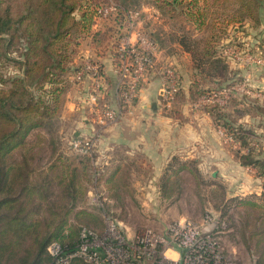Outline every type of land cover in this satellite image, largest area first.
I'll list each match as a JSON object with an SVG mask.
<instances>
[{"label": "trees", "instance_id": "obj_1", "mask_svg": "<svg viewBox=\"0 0 264 264\" xmlns=\"http://www.w3.org/2000/svg\"><path fill=\"white\" fill-rule=\"evenodd\" d=\"M115 1L116 9L103 16L98 10L107 6L110 0H0V46L8 47L15 42L24 45L22 70L39 81H50L49 90L54 89L50 91L54 94V112L57 107L61 110L65 91L71 87L69 74L79 67L71 65V62L74 55L81 52L79 46L83 40L93 43L99 52L108 51L113 60L118 57L117 47L125 33V14L135 8L138 1ZM154 1L166 12L181 10V14L197 23L200 30L207 27L204 25L208 20V35L201 46L198 39L192 40L193 46L188 42L190 37L182 35L179 39L182 48L190 55L189 93L192 99L236 84L246 77L230 59L218 54L225 45L221 41V33L231 24L238 28L245 26L242 29L244 33L259 27L260 18L256 13L264 6V0ZM97 15L103 18L99 27L96 26ZM245 19L252 20L248 21L250 26L244 25ZM227 43L233 45L231 41ZM235 45L256 52L264 59V42L251 45L238 38ZM197 47L199 49H195ZM180 76L179 92L183 86V75ZM17 82L22 83L23 80L19 78L14 81ZM114 85L113 81H108L106 90L109 94ZM5 93V90H0V264H46L52 260L47 251L50 243L58 242L65 252L73 251L78 245L81 229L88 226L78 224L87 221L83 219L85 216L94 215L79 206L87 197L88 190L99 182V170L87 156L58 154L57 162L51 163L47 169H38L30 163L33 155L24 153L18 159L9 155L11 145L24 143L22 128L31 119L27 120L28 111L24 112L28 105H17L12 98L13 90ZM232 102L233 106H229L230 103L226 106L207 104L204 108L229 135L246 146L250 133L257 134L252 125L261 117L248 115L242 117L244 120L233 122L227 112L231 108L264 112V96L251 98L244 95L241 101L232 99ZM238 102L244 105L239 107ZM78 108L82 114H87L84 112L88 110L86 97ZM261 132L259 134L264 135V131ZM73 138L71 136L67 140L68 145ZM237 156L243 165L256 167L264 197V148H249L248 152ZM240 201L261 210L264 208V203L251 199ZM262 233L261 229L252 236Z\"/></svg>", "mask_w": 264, "mask_h": 264}, {"label": "crops", "instance_id": "obj_2", "mask_svg": "<svg viewBox=\"0 0 264 264\" xmlns=\"http://www.w3.org/2000/svg\"><path fill=\"white\" fill-rule=\"evenodd\" d=\"M145 10L144 8L140 11L141 16L145 15L144 22L147 27L151 21H148L149 15L144 14L147 12ZM142 26L143 21L140 20L137 29L149 31ZM151 30V35L159 47L156 52L157 67L165 63L176 67L179 74L183 75L182 89L172 101H165L162 75L159 72H151L140 89L136 102L125 116L113 125L104 128L97 123L94 106L88 97L93 89L91 77L93 72L88 73L83 81L74 77V74L87 63L99 65L102 90L98 104L116 107L115 87L118 75L113 58L108 51L99 52L93 43L83 40L79 46L81 52L75 54L71 62V65H79V67L69 74L71 82L69 90L76 92L79 90L80 93L85 91L81 100L86 97L88 105V110L84 111L87 113L85 115L79 111L76 100L69 102L71 103L69 110L76 116L71 122L73 135L81 137L99 133L93 152L78 155L89 157L92 164L99 170L97 172L99 182L87 192V196L90 194V205L98 207L97 212L101 215L99 206L93 202V198L96 197L93 195L94 192L103 193L106 206L111 207L116 206L115 204L120 205L117 202L126 197L124 193H132L130 200L136 201L135 203L139 206L147 209V215L141 224L149 225L159 222L165 224L171 218L180 216V212H176L175 209L181 207L183 200L186 201L188 183L189 187L192 186L193 189L196 187L193 175L204 177L205 180H210V176L220 177L218 182L212 181L208 186V191L213 194V198L214 195L219 194L220 204L236 197L241 200L243 199L241 196H260L263 189L261 180L256 176V167L243 165L237 156V154L248 152L249 148L244 147L241 141L237 140V144H232L225 140V136L219 131L221 127H225L218 123L204 106H202L204 109L197 106L199 98L190 97L191 69L189 70L186 64L190 61L189 53L180 43L167 46L162 41L160 32ZM134 36L135 34L133 39ZM258 72V69H253L252 72L246 73L242 81L248 82L255 79L263 81L264 77ZM109 80L115 83L110 94L106 90ZM256 90L258 91L255 95L258 96L248 97L262 98L264 96V87ZM243 104L238 102L239 107ZM66 106L67 102H65L64 110ZM258 140L261 141L258 149L264 148V138L263 141L260 138ZM231 145L237 148V153L230 149ZM71 154L74 155L72 150ZM233 181L237 183L233 185ZM112 194H114L113 197ZM210 206L214 209L215 203ZM155 208H158L156 213ZM149 210L152 212L151 215ZM102 216L105 219L104 212ZM155 217L158 222L154 220ZM120 224L129 235H133L137 228L130 227L122 221Z\"/></svg>", "mask_w": 264, "mask_h": 264}, {"label": "rangeland", "instance_id": "obj_3", "mask_svg": "<svg viewBox=\"0 0 264 264\" xmlns=\"http://www.w3.org/2000/svg\"><path fill=\"white\" fill-rule=\"evenodd\" d=\"M114 1L115 0H110L109 4H115L116 1ZM136 1L138 2L136 3L135 8H131L130 10H142L145 8V11L147 12H144V14H148V21H151L146 27L144 22L145 15H142V28H147L150 34L152 33L151 29H155L156 33L160 32V37L167 46L178 44L182 35L190 37V41H188L189 43H192V40L198 39L197 41L200 42L199 46H201L203 39L208 35V20H205L206 23L204 25L207 27H204L203 30H200L197 23L188 20L181 14V10L179 9L166 12L164 9H161V7H159L154 0ZM256 14L257 17L260 18V26L254 30L250 29L249 31L251 33H244V31H242L245 26L243 28H238V26L234 27L231 24L229 27H226V29L224 28L223 32L222 28H220V32H222L221 41L225 45H222L218 54L230 59L232 65L242 69L244 74L250 71L252 72L253 69L258 67L260 75L264 77V64L258 65L247 62L249 55L257 57L258 53L251 52V50L248 49L246 51V49H242V47L235 45L238 38H242V40L251 45H255L256 42H264V6L259 9ZM244 21H247L244 24L246 27L251 25V22L248 21L252 20L245 19ZM102 22L103 18L97 15L96 26L99 27ZM229 41H231L233 45L228 44L227 42ZM193 44L194 43L191 45L193 46ZM23 46L24 45L19 44V42H15L8 47L0 46V90H5V92H7L5 94H9L11 93V90H13V92H15L12 97L13 100L17 105H21L23 107H25L24 105H28L27 110L24 112L28 111V113H26L28 114L26 115L27 120L31 119L27 121L22 128V140L24 143L11 145L8 149V152L9 155L16 159L21 158L22 154L24 153H26L27 156L33 155L34 158H30V163L32 166H35L38 169H47L51 163L57 162L55 158L58 154L72 156V149L70 145H68L67 140L71 136H74L71 122H73L76 116L70 112L69 109L71 103L69 104V102H74V100H76V106L79 107L82 101L81 97L84 95L83 93H80L79 90H77V92L69 89L66 90L63 98V105L61 104V110L59 111L57 107V111L54 112V94L50 93V91H54V89L52 88L49 90L51 88V84L49 83L50 81L45 79H40L39 81V79L34 78L35 76H28V74L22 70L24 56L21 55V52L24 50ZM195 49H199V47ZM186 64L189 67L187 62ZM19 78H21L23 82L14 83V81H17ZM239 83L242 82H238V84L236 83L237 85L235 84L234 86L239 87ZM247 85L250 86L251 90H256L264 87V80H250L247 82ZM233 92L236 94L233 99L236 101H241L243 97L242 91L235 88ZM65 102H67V106L64 110ZM262 105L264 108V102ZM229 106H233L232 100H230ZM256 114H258V117H261L252 125L253 128H256L257 134L254 132V134L252 132L250 133L251 135L246 139L248 145L244 146L246 148L258 149V145H261V141L258 140V138H260L262 141L264 138V136L259 134L262 133L261 131H264V112L261 110L255 112L253 109L236 111L234 108H231V110L229 109L227 112L228 117L233 122L239 119L244 120L242 117L246 118L248 115L251 116ZM250 129L253 131L252 128ZM18 139L19 138H17L16 142H18ZM230 149L237 153V148H234L232 145ZM72 152L77 156L85 155L74 150H72ZM192 177L196 182V187L194 189L192 186L189 187L190 185L187 182V199L186 201L183 200L181 202V207H176L175 209L176 212H180V218L175 216L176 218H171L170 221L166 222L165 224L160 222L155 224L150 223L149 225L141 224L143 223L144 217L147 215V209L139 206L138 203H135L136 201L134 202L130 200L132 193H124L126 194V197H124L123 200L119 199L117 202L120 205L115 204L116 206L113 207L109 205L106 206V203L103 199V193L100 194L94 192L93 195L99 197L100 201L105 203V214L112 217L115 222H117L118 225L124 229L125 232V228H123V226L120 224L121 221L125 222L130 227H137L134 234L145 228L163 231L169 223L178 219H189L195 222H201L203 221L206 213H214L218 215L219 219L224 221L223 224L225 223V225L223 227L221 226L220 229L213 230V238L216 241L217 249L220 252L221 257L219 264H264V258H262V253H264V208L261 210L250 204L241 203L238 197L232 198L230 201L225 203L221 202L220 204L221 199L219 194L218 196L214 195L215 197L213 198V194L208 191V186L211 185L212 181L218 182L220 177L210 176V180H205L204 177H199L198 175H193ZM233 182V185L237 183L235 181ZM113 196L114 194H112V197ZM241 197L243 199L254 200L258 203H264L262 192L261 195L257 197L248 195ZM89 198L90 194L83 202H81L79 207L82 209L85 208V210L90 212L92 211L94 215L91 217L85 216L83 218L84 221L85 219L87 221L90 219L91 221H86L84 223L82 222L78 225H88L89 227L96 229L98 231H96L97 233H103L106 225L105 219L102 216L104 211H102V209L99 207L101 215L98 214V207L90 205ZM214 203L215 208L211 209L210 204L214 205ZM154 210L155 213L158 212V208H155ZM150 211L151 210L148 211L149 215L152 213ZM154 220L158 222L156 217ZM261 229L263 230L261 235L252 236L256 231H261ZM47 251L49 254V250ZM167 255L171 257L172 260L158 256L153 258L151 263L157 264L156 261H160L159 264H182L178 259V254L174 251H168ZM51 262L52 260L46 264H53ZM73 264L89 263L77 259L73 262Z\"/></svg>", "mask_w": 264, "mask_h": 264}, {"label": "built area", "instance_id": "obj_4", "mask_svg": "<svg viewBox=\"0 0 264 264\" xmlns=\"http://www.w3.org/2000/svg\"><path fill=\"white\" fill-rule=\"evenodd\" d=\"M115 9V4L111 3L100 7L98 11L106 16ZM140 20L141 11L139 9L128 10L125 14L123 24L125 33L120 38L117 47L119 55L114 59L118 75L115 87L116 107L98 104L102 90L99 65L87 63L74 74L75 79L83 81L88 73L93 72L91 76L93 89L88 97L94 106L97 123L100 127L105 128L113 125L130 110L136 102L147 76L153 71L162 75L165 101H172L181 88V76L176 67L167 63L157 67L158 44L149 32L137 29ZM257 57L249 55L247 62L264 64L262 57ZM239 84V87L232 84L203 94L196 104L201 107L207 104L226 106L236 95L233 92L235 88L242 91L243 96H258L255 95L258 90H251L247 82L242 81ZM219 131L225 136V140L232 144L238 143L227 133L225 128L221 127ZM98 137L99 133L97 132L92 136L74 137L69 145L72 150L80 154H91ZM93 201L105 214L104 203L100 201L99 197H94ZM223 222L218 218V215L206 213L201 222L178 219L169 223L163 231L145 228L136 234L129 235L112 217L105 214L106 225L103 233L83 227L80 231V241L73 251L65 252L56 241L49 244L48 250L53 264H72V261L77 258L89 264H152L151 260L158 256L171 259L167 255L170 250L178 254V259L182 264H219L221 257L213 238V230L223 227L225 225ZM159 262L156 261L157 264Z\"/></svg>", "mask_w": 264, "mask_h": 264}]
</instances>
